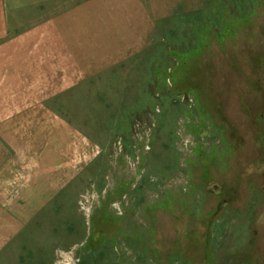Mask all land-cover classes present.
I'll use <instances>...</instances> for the list:
<instances>
[{
  "label": "rangeland",
  "instance_id": "obj_1",
  "mask_svg": "<svg viewBox=\"0 0 264 264\" xmlns=\"http://www.w3.org/2000/svg\"><path fill=\"white\" fill-rule=\"evenodd\" d=\"M76 6L98 54L62 62L44 27ZM5 10L0 264H264V0ZM43 181L46 220L19 222Z\"/></svg>",
  "mask_w": 264,
  "mask_h": 264
},
{
  "label": "crops",
  "instance_id": "obj_2",
  "mask_svg": "<svg viewBox=\"0 0 264 264\" xmlns=\"http://www.w3.org/2000/svg\"><path fill=\"white\" fill-rule=\"evenodd\" d=\"M43 2L53 3L54 0H6V10L8 11L7 13L10 14L12 12L14 13L16 11H20L24 9V7H28V6L33 7L34 5L38 3H43ZM84 13H85V6H81L80 9H79V6H76L75 9H71L70 11L66 12L65 16L68 19L65 18L63 22H46L45 23L44 46L46 47V51L48 54H51L55 57L59 55L57 59L59 58V61H62V62H75V63L82 62L84 63L86 61H93L96 59L94 55L98 54L97 53L98 49H96L95 47H98V45H93L95 50L93 48L86 49V29H89V30L93 29L94 31V30L100 29V27L97 25L95 26L94 23L93 25H91V27L90 26L86 27V20H85ZM112 28L125 30L126 33L127 32L131 33L130 31H127V29H132L131 27H128L127 25L121 26L120 28V26L119 27L117 26V23H115L114 27H111L108 29H112ZM66 30L69 31L68 34L66 33ZM100 37L108 41L106 37L101 33H100ZM137 37H138V34H137ZM140 37L141 36H139V38ZM126 38L124 39L123 43L127 45H131V40L129 39L130 37H128V40ZM13 44L15 45L17 43H15L14 41ZM115 44H114L115 48H109L105 50L109 52H116L117 50L115 49L117 47L115 46ZM72 70H73V73L72 74L68 73L67 77H72V76L78 77V72L76 70H79V68L77 66L76 67L74 66L72 67ZM75 71H76V74L74 73ZM48 76L54 77L53 74L48 75ZM59 77H65V76L62 73H60ZM65 87H68V86H64V88ZM51 90L53 91V89ZM58 91L60 90L58 89ZM51 192H52V189L49 186V184L46 183V181H43L40 185H33L31 187H28L24 191L23 196L21 197L22 204L18 210L19 212L17 215L18 221L25 222L28 220H33V221L46 220V216L44 214L37 213V212L40 208L46 205L48 196L51 195Z\"/></svg>",
  "mask_w": 264,
  "mask_h": 264
}]
</instances>
